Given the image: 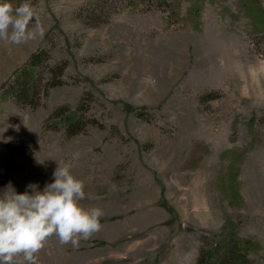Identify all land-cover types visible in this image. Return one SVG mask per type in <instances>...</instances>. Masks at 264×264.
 Returning a JSON list of instances; mask_svg holds the SVG:
<instances>
[{"label":"rangeland","instance_id":"1","mask_svg":"<svg viewBox=\"0 0 264 264\" xmlns=\"http://www.w3.org/2000/svg\"><path fill=\"white\" fill-rule=\"evenodd\" d=\"M92 1L98 25L79 14ZM27 2L45 35L0 41V158L20 139L33 154L16 157L0 196L10 183L17 193L30 184L43 191L60 162L85 182L81 204L104 211L98 233L75 247L50 238L38 264H195L203 237H216L227 217L241 237L258 239L249 258L264 264V42L237 1H207L185 27L168 25L159 9L130 12L113 0ZM35 53L34 98L22 100L14 83L4 99ZM82 99L89 120L66 136L53 110ZM237 149L245 158L234 191Z\"/></svg>","mask_w":264,"mask_h":264},{"label":"clouds","instance_id":"2","mask_svg":"<svg viewBox=\"0 0 264 264\" xmlns=\"http://www.w3.org/2000/svg\"><path fill=\"white\" fill-rule=\"evenodd\" d=\"M37 35L43 38L45 29L27 0L17 7L0 0V41L21 45ZM58 165L54 182L43 191L30 184L29 191L17 193L10 183L0 196V264H16L21 256L27 264H38L50 238L75 247L101 230L103 209L85 208V182L72 174L70 165Z\"/></svg>","mask_w":264,"mask_h":264},{"label":"trees","instance_id":"3","mask_svg":"<svg viewBox=\"0 0 264 264\" xmlns=\"http://www.w3.org/2000/svg\"><path fill=\"white\" fill-rule=\"evenodd\" d=\"M114 3L118 4L121 9L128 10L130 12L134 11H151L155 9L161 10L165 14V20L168 25H177L180 27H185L188 24V19L191 17L192 25H195L203 10L206 2L212 3L215 0H113ZM239 6V11L243 14L249 21L250 31L255 34V37L260 41L264 42V0H236ZM10 2L17 7L21 4L20 0H10ZM187 4V6H185ZM185 10V12H184ZM97 2H89L85 7L79 11L81 17L85 21H91L94 24H99V16L97 15ZM54 19V18H53ZM54 22L50 32L56 29V20ZM49 34L46 35V38ZM43 48L39 50L41 53ZM40 53L32 54L27 63H25L20 69L16 70L12 77L7 82L5 88H3L2 97L7 99L9 96V90L11 89V84L14 83L21 87L22 100L31 99L35 96V85L38 79V74L35 67V60L40 55ZM60 64L56 65L58 68ZM27 73V75H26ZM27 76L28 82L27 86H23ZM17 91V90H16ZM17 94V92H16ZM82 103L83 99L76 106H72L68 103H64L60 106L54 108L52 117L59 118L58 125L63 126L65 129V135L69 136L73 134L77 129L84 126L89 118H84L82 114ZM126 110L128 112H134L136 115H143L147 112L144 110H136L133 106L125 104ZM251 128L250 133H252L253 120L249 122ZM254 143V139H251ZM33 144L29 140H17L13 141L8 145V150L5 155L0 158V180H8L15 171L16 157L26 156L30 157L33 154ZM251 148V145H250ZM194 150L199 151L202 149V144L198 143L193 147ZM206 149V148H204ZM236 153L231 159V164L229 167L230 178L235 177V184L233 185V190L237 191L235 186H238V181L236 177L238 176L239 163H243L245 158V151L241 149L233 150ZM227 153V152H226ZM226 172V173H227ZM220 182H223L225 174L219 175ZM162 191V190H161ZM239 224L232 220V218L227 217L225 225L216 237H203L202 245L199 249V253L195 264H254V261L249 258V255L253 252H258L261 250L262 246L257 238L255 237H241L239 232Z\"/></svg>","mask_w":264,"mask_h":264}]
</instances>
